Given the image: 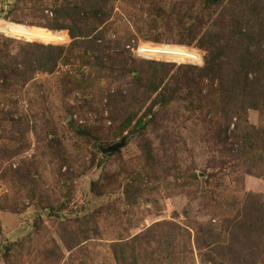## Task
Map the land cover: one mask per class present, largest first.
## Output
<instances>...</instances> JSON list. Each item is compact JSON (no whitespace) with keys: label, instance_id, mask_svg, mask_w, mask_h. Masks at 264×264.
<instances>
[{"label":"rangeland","instance_id":"obj_1","mask_svg":"<svg viewBox=\"0 0 264 264\" xmlns=\"http://www.w3.org/2000/svg\"><path fill=\"white\" fill-rule=\"evenodd\" d=\"M214 1H109L90 38L116 41L105 52L112 60L58 28L78 30L66 9L86 17L84 0H0V50L26 70L6 83L0 67V264H264L261 237L225 225L258 202L264 226V40L248 69L251 106L231 95L230 72L223 84L202 72L210 32L224 38L219 52L229 48L223 69L242 67L227 33L248 24L260 34L264 0ZM28 43L61 47L56 69L24 65ZM155 62L167 65L156 103L158 93L143 94ZM148 109L156 116L142 133L135 121L123 131L130 111ZM210 225L215 240L198 246Z\"/></svg>","mask_w":264,"mask_h":264},{"label":"trees","instance_id":"obj_2","mask_svg":"<svg viewBox=\"0 0 264 264\" xmlns=\"http://www.w3.org/2000/svg\"><path fill=\"white\" fill-rule=\"evenodd\" d=\"M85 4H89L88 9L89 12L86 13V17H82L80 13L78 12H73V10L68 7L66 9V20H70L71 22L73 21L71 19V16H74L73 18L78 17L77 20V29L74 30L73 27L71 26H65L64 24L62 26H59L58 28H67L70 29L71 36L75 40H80L78 38H83L81 43L85 47L86 52L88 50L92 52H98L99 55H102L104 57H109L110 54H106L105 52L109 49V46L111 43H116V41H111L107 40V37L105 34L101 33L100 35H94L93 38H90L91 35L90 33L92 32L93 29H96L97 26L102 24L103 18L99 15H101V11L103 10L104 6L106 3L109 1L113 0H84ZM209 1V3H215L214 0H206ZM208 3V4H209ZM93 6V7H92ZM69 9L71 11H69ZM69 11V12H67ZM94 11L95 14L90 16V13ZM56 19L60 18L61 12L56 11L55 13ZM256 14L254 13L253 16ZM192 16H194L192 12ZM76 21V19H74ZM91 20V21H90ZM75 26V25H73ZM249 25L247 24L245 27L243 25H240V27H237L235 29H232L229 33V38L232 39L234 42L239 43V47L242 50V67L237 68H231V70L228 71V69H223V60L222 58L227 55L226 52H228L229 48H225L224 52L221 53L219 52L221 49V42L224 40V38L221 37L218 33L210 32L205 34L203 37L206 40V45L204 48L208 50V57H207V67L206 69H203L202 72L206 74H210L212 79L220 78L222 84L223 80L225 79L224 77L228 74V72L231 73V75H234L232 81L228 83V86L230 88L231 95L234 93L236 94V90L238 91L237 94L238 96H242V99L240 103L244 106H251L247 100L249 98H252L254 95V86L253 82L251 81L249 77V66L250 63L252 62V57H253V52L252 49L253 47H258L259 50L263 48L262 41L264 40V29L261 30L262 32L259 31H254L253 26L248 27ZM260 35V37H259ZM118 44V42H117ZM79 42L76 41L74 42V45L72 47H78ZM27 46L31 48L30 51L26 53L27 57V64L24 63V65L30 66V68H33V70H43L47 72H52L53 70L56 69V67L59 65V62L62 57V48L57 47L54 45H39V44H32L28 43ZM123 53V52H122ZM221 53V54H220ZM226 53V54H225ZM116 54H121L119 52H116ZM97 56V55H96ZM100 56L95 57L96 59H99ZM261 61L263 62V67H264V49H262V53H260ZM112 59L114 57H109L108 59ZM12 61L13 57L10 56L9 53H4L3 50H0V67H1V76H4V82L9 83L11 79V74L15 75H21L24 77L26 70L21 71L18 67H12ZM103 62V61H102ZM128 62V61H127ZM96 63V61H94ZM150 65H154L155 67V72L151 75L152 77H155L154 83L145 86L144 88V93L145 95H148L151 91H154L155 93H158L156 102H161L162 99L166 98L165 95L163 94V90L165 87L161 85V83L164 81L165 74L166 72L165 69H167V65L164 63H151ZM248 67V68H247ZM153 68V67H151ZM150 68V69H151ZM153 68V69H154ZM132 68L129 69L128 72H132ZM147 70L146 72H148ZM237 71V72H236ZM150 74V72H148ZM138 74H140L138 72ZM142 75V73L140 74ZM205 75V74H203ZM143 77L135 76L134 79H137L138 81H142ZM222 78V79H221ZM156 79H161L160 83H156ZM263 86V85H262ZM264 89V87H263ZM234 106V105H233ZM253 106V105H252ZM149 112H151L150 109L144 114L141 115L139 118H137V115L134 111H130L129 114L126 116V122L124 121L123 124V131L131 126L133 121L134 123V132L137 133H142L151 123H153V117L154 116L147 118L149 116ZM137 118V119H136ZM254 135H251V139L253 141ZM259 141H261L262 144H264V138H261ZM242 215V216H241ZM261 216V210L260 207L258 206V202H255L254 204L249 205V207H244V213L243 214H238L235 216H232V218L228 219L226 221V230L229 228L231 229V232L233 235L241 236L242 232L238 233V230L240 229V224H246L251 230H253L259 237H261V243H260V250L264 254V247L262 249V242H264V226L261 224V228L259 225V228L256 226V223L259 222ZM239 217L242 219L240 221ZM252 232V231H251ZM238 233V234H237ZM237 234V235H236ZM215 229L210 225L206 228H199L197 231L196 235V242L198 246H206L209 243L213 242L215 240ZM159 240L161 238H167L166 236H158ZM162 239V240H163Z\"/></svg>","mask_w":264,"mask_h":264},{"label":"bare ground","instance_id":"obj_3","mask_svg":"<svg viewBox=\"0 0 264 264\" xmlns=\"http://www.w3.org/2000/svg\"><path fill=\"white\" fill-rule=\"evenodd\" d=\"M57 34H59L57 38L65 39V37H62V33L58 32ZM140 50L143 53L145 52L146 55L154 56L153 48L151 47L142 46ZM188 54H189V57H191L190 59L191 61H196V60L199 61V55L195 51H191Z\"/></svg>","mask_w":264,"mask_h":264},{"label":"water","instance_id":"obj_4","mask_svg":"<svg viewBox=\"0 0 264 264\" xmlns=\"http://www.w3.org/2000/svg\"><path fill=\"white\" fill-rule=\"evenodd\" d=\"M124 144H125V141H122L119 144H115V145L109 146L107 148H103L102 151L104 154L111 156L114 153L118 152L124 146Z\"/></svg>","mask_w":264,"mask_h":264}]
</instances>
